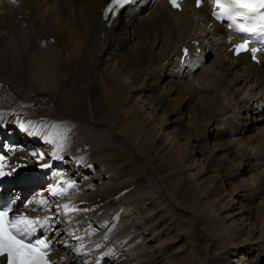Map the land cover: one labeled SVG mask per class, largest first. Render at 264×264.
<instances>
[{
  "label": "bare ground",
  "instance_id": "obj_1",
  "mask_svg": "<svg viewBox=\"0 0 264 264\" xmlns=\"http://www.w3.org/2000/svg\"><path fill=\"white\" fill-rule=\"evenodd\" d=\"M109 1L0 0V147L18 178L44 163L64 180L53 206L94 203L76 233L132 203L135 244L105 264H264V53L234 58L208 0Z\"/></svg>",
  "mask_w": 264,
  "mask_h": 264
},
{
  "label": "snow or ice",
  "instance_id": "obj_2",
  "mask_svg": "<svg viewBox=\"0 0 264 264\" xmlns=\"http://www.w3.org/2000/svg\"><path fill=\"white\" fill-rule=\"evenodd\" d=\"M131 0H110V4L106 10L116 15L125 4ZM217 6L221 7L222 14L214 13L217 19H221L222 15L235 23L237 16H244L247 13L258 12L264 8V0H227L226 4H221L220 0H216ZM174 6H176L174 4ZM242 9L244 11H238ZM264 18V13L261 14ZM240 30L247 32L249 29L240 26ZM247 49V41L237 46V51ZM255 49L252 50L255 55ZM47 167V165H45ZM3 173H0L2 175ZM72 187L71 184L68 185ZM40 204L45 201L41 200ZM65 209L68 205L63 206ZM11 207L0 208V264H49L46 259L49 250V243L46 239L35 238L37 227H44L47 218L41 221L39 218L31 219L28 216L13 215L9 220V212Z\"/></svg>",
  "mask_w": 264,
  "mask_h": 264
},
{
  "label": "rangeland",
  "instance_id": "obj_3",
  "mask_svg": "<svg viewBox=\"0 0 264 264\" xmlns=\"http://www.w3.org/2000/svg\"><path fill=\"white\" fill-rule=\"evenodd\" d=\"M75 32H76V31L73 32L74 34H70L69 37H70V38H71V37H74V36H75ZM232 204H233V206H234L235 208L238 207L237 203H232ZM262 244H264V243H262ZM188 254H189V251L187 250V255H188ZM190 256H191V254H190ZM231 257H232V256H231ZM231 257H230V258H231ZM231 262H232V260H231ZM228 264H229V262H228Z\"/></svg>",
  "mask_w": 264,
  "mask_h": 264
}]
</instances>
